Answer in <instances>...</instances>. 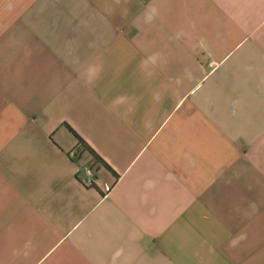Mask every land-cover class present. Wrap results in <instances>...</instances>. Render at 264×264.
Segmentation results:
<instances>
[{
    "label": "crops",
    "instance_id": "obj_1",
    "mask_svg": "<svg viewBox=\"0 0 264 264\" xmlns=\"http://www.w3.org/2000/svg\"><path fill=\"white\" fill-rule=\"evenodd\" d=\"M263 1L0 0V264H264Z\"/></svg>",
    "mask_w": 264,
    "mask_h": 264
},
{
    "label": "built area",
    "instance_id": "obj_2",
    "mask_svg": "<svg viewBox=\"0 0 264 264\" xmlns=\"http://www.w3.org/2000/svg\"><path fill=\"white\" fill-rule=\"evenodd\" d=\"M80 174L84 176L86 182L88 184H93L95 176H96V168L92 165L87 166L83 169L82 172H80ZM112 191V186L111 185H105L104 187V192L106 194H109Z\"/></svg>",
    "mask_w": 264,
    "mask_h": 264
},
{
    "label": "rangeland",
    "instance_id": "obj_3",
    "mask_svg": "<svg viewBox=\"0 0 264 264\" xmlns=\"http://www.w3.org/2000/svg\"><path fill=\"white\" fill-rule=\"evenodd\" d=\"M256 6L261 9V13L264 15V1L261 3H256ZM260 20V18L255 17V23H257ZM262 20H264V17H262Z\"/></svg>",
    "mask_w": 264,
    "mask_h": 264
},
{
    "label": "trees",
    "instance_id": "obj_4",
    "mask_svg": "<svg viewBox=\"0 0 264 264\" xmlns=\"http://www.w3.org/2000/svg\"><path fill=\"white\" fill-rule=\"evenodd\" d=\"M79 140H80V143H81V144H83V141H82V139H80V138H79Z\"/></svg>",
    "mask_w": 264,
    "mask_h": 264
}]
</instances>
